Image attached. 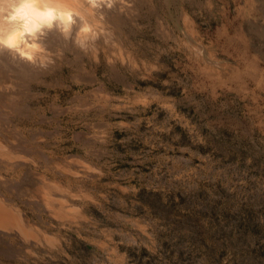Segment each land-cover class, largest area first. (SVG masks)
Segmentation results:
<instances>
[{
  "label": "rangeland",
  "instance_id": "obj_1",
  "mask_svg": "<svg viewBox=\"0 0 264 264\" xmlns=\"http://www.w3.org/2000/svg\"><path fill=\"white\" fill-rule=\"evenodd\" d=\"M151 5L122 16L119 78L106 61L98 83L45 81L38 105L0 95V132L40 146L42 189L82 207L42 202L56 245L0 238V264H264V0Z\"/></svg>",
  "mask_w": 264,
  "mask_h": 264
},
{
  "label": "bare ground",
  "instance_id": "obj_2",
  "mask_svg": "<svg viewBox=\"0 0 264 264\" xmlns=\"http://www.w3.org/2000/svg\"><path fill=\"white\" fill-rule=\"evenodd\" d=\"M139 1L148 13L154 11L153 0H0V95L19 106L37 104L39 87L45 81L51 87L72 88V83L61 82L60 74H67L72 82L98 83L103 79L99 70L106 61L111 76L119 78L121 60L134 61L131 51L124 49L121 19L124 14L139 13ZM71 97L78 98L76 94ZM2 109L10 110L5 105ZM35 114L27 119L38 129ZM38 137L34 131L33 138ZM22 146L21 150L0 132V188L4 186L0 190V238L55 246L56 236L38 221L42 202L52 218L77 217L82 207L71 205L56 193L65 185L55 189L53 180H45L42 189L36 158L40 146L28 151ZM8 192L16 199H9Z\"/></svg>",
  "mask_w": 264,
  "mask_h": 264
}]
</instances>
